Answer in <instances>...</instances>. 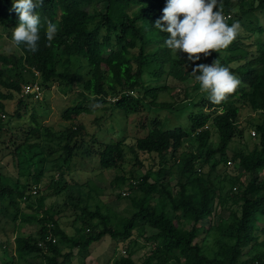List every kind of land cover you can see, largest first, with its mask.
I'll list each match as a JSON object with an SVG mask.
<instances>
[{"label":"trees","instance_id":"obj_1","mask_svg":"<svg viewBox=\"0 0 264 264\" xmlns=\"http://www.w3.org/2000/svg\"><path fill=\"white\" fill-rule=\"evenodd\" d=\"M248 2L222 0L226 21L232 19L231 24H240L249 12L264 11V0H252L253 4L246 8ZM166 3L167 0H43V5L35 10L41 19L38 51L29 52L24 45L14 51L1 48L0 44V108L5 111L2 99L18 96L16 120L22 118V107L28 109L24 87L37 81L43 90L56 83L86 100L93 96L99 103L110 102L129 114L141 112L149 104H170L158 101L167 85L150 86L144 79L145 67L150 64L158 66V80L166 73L182 80L188 77L182 69L190 62L187 54H173L165 46L169 34L154 27ZM12 4L13 0H0V38L5 34L11 39L12 30L18 26ZM48 20L59 29L50 46L45 36ZM250 35L238 34L229 46L235 51L232 58L219 57L227 66L229 62H239L235 69L231 67L241 81L237 90L218 105L203 94L202 109L188 113V128L164 127L155 118L146 135L132 140L124 136L106 143L82 124L68 125L62 133L46 128L63 151V158L54 159L61 171L68 169L76 155H97L102 169L121 167L126 158L125 145L140 164L141 153L157 154L158 171L150 169L141 177L116 175L111 181L112 188L118 189L127 184L133 190L136 184L134 195H129L133 205L129 216L105 211L101 204L92 207L80 188L77 194L73 193L64 177L63 181L54 182L56 193L66 191L60 205L46 206L43 197L39 202L33 200L39 190L33 192L31 180L39 182L49 160L44 151L34 150L28 155L22 148L26 144L30 149L41 147L42 125L36 112L35 126L27 128L14 124V119L5 126L0 115V152L8 149L2 155L13 154L19 174L25 162L28 168L43 164L40 171L35 168V172H28L24 182L0 168V216H12L16 222L12 230L15 255L7 256L9 260L1 264H15L17 258L40 260L28 264H74V258H78L80 264H85L93 243L106 236L112 238L115 246L129 244L127 253L112 258L109 264H264V47L257 52L250 49L245 41ZM211 55L210 62L219 59ZM245 58L249 59L243 62ZM75 63L78 66L73 69ZM13 70L16 75L11 73ZM243 108L261 112L262 118L251 123L256 128L252 132L256 136L253 147L234 150L231 143L245 139V128L239 123ZM93 109L90 102L83 101L66 107L63 116L75 121ZM141 125L148 123L142 121ZM17 130L25 136L19 144ZM193 136L197 147L184 149ZM55 146L50 147L52 153L58 150ZM229 161L239 171L227 172ZM6 200L15 207L14 215L2 206ZM18 200H24L32 211H25ZM64 218L71 220L73 233L66 228ZM29 224L39 226L35 235L21 231ZM210 237L212 243L208 242ZM140 239L150 245L141 263L135 259L133 249V243ZM12 242L7 238L4 246ZM5 251L8 255L9 250Z\"/></svg>","mask_w":264,"mask_h":264},{"label":"rangeland","instance_id":"obj_2","mask_svg":"<svg viewBox=\"0 0 264 264\" xmlns=\"http://www.w3.org/2000/svg\"><path fill=\"white\" fill-rule=\"evenodd\" d=\"M251 2L252 0H249L246 8H249V6L253 4ZM257 12L258 11L249 12V14L241 20V29L239 32L240 35L243 34L245 36L251 33L248 40L246 39L245 41L250 44L249 47L250 49H253L254 52H257L258 49L264 47V29L261 31L258 28L259 26L264 28V11ZM223 14L225 15L224 12ZM231 20L232 19H228L226 22L231 25ZM258 41H261L262 44L258 45ZM0 44L1 48L10 47L14 51H19L18 47L14 46L11 39L5 34L0 38ZM243 48L241 51H243ZM234 52V50H229L228 47L227 49H221L219 53L213 52V54H215L218 58H225L226 55V58L230 59L232 58L231 55H233ZM249 58H245L243 62ZM210 60L213 59L201 56V59L196 61L195 64L187 62L182 65L183 71L188 73L187 79L184 80L174 77L171 73L164 74L158 80L155 76L158 66L156 64L146 66L144 79L146 80L147 85H167L168 88L161 92L158 101L170 104H167L166 106H155L149 104L150 107L148 105V108H145V110L141 112H133L131 114L123 109L115 107L113 104H109L110 102L99 103L93 96H90V101L86 100L85 98L79 97L72 91L70 92L68 90H64L62 85L59 86L56 83L52 84L49 88L47 87L42 90L41 98H35L34 96L33 98H30L26 96L27 94L23 93L24 98L27 101L28 109L25 111L26 106H23L21 112L25 114L22 118L17 120L16 114L19 110V104L16 98H18V96L14 99H2L5 103V111L0 108V115L3 117L5 126H7L8 122L10 123L11 119H14V124L22 125L26 128L29 125L35 126L33 115L34 112H36L38 121L41 123L43 128L40 148L33 147L30 149L31 146L27 144L22 148V151H26L28 155H32L34 150L44 151L49 160L45 163V170L42 172L39 182L36 183L34 182L36 180H31L32 185L34 184L33 192L34 190H36V192L39 190L37 194L38 196H35L33 200L39 202L43 197L44 199L42 202L46 206H51L56 203L60 205L65 199L66 191L56 193L58 187L54 186V182L63 181L64 177L68 185H71L70 188H72L73 193L77 194L78 189L80 188L79 190L83 192L82 194L86 202L88 201L92 207H95L97 204H101L105 211L109 209L113 213L115 212L118 216H129L133 211L131 196L135 193L136 184L132 186L133 190H130V185L127 184L122 185L118 189L112 188L111 181L116 175H124L127 178L132 175L141 177L150 169L155 172L158 171L160 168V162L157 154H152V156H150L148 153H141L140 160L142 163L140 164L136 159L134 152L130 150L128 145H125L126 158L121 167L109 170L102 169L97 155L85 157L76 155L68 164V169H66V171H61L56 164H54V159L59 160V157L63 158V151L59 148V143L57 141H53L52 136L47 134L46 128H49L51 131L56 133H62L68 125L82 124L87 127V130L90 133H97L100 140L105 143L121 139L124 136H127L129 140H132L134 137L144 136L148 133V130L151 128V121L155 118L160 119L164 127L181 125L188 128L190 127L188 113L202 109V95L205 94L199 90V83L191 75V71L196 64H211L213 61L210 62ZM219 60L221 64L228 67L231 72V67L235 69L239 65L238 61H232L229 62V65L227 66L220 58ZM77 66L78 64L75 63L73 69H76ZM63 67V64L59 65L60 70H62ZM83 70L84 69H82V71ZM11 73L16 75V71L14 70L11 71ZM83 101L90 102L91 105H93V111L83 114L75 121L66 120L63 116L64 109L70 105L82 103ZM261 118V112H256L250 110L249 108H243L239 117V123L245 128V139L233 141L230 148L234 150H249L252 148L254 141H256V136H253L252 132L256 130V128L253 127L251 123H254V121L257 123ZM142 121L147 122L148 126L142 127ZM17 132L18 137L15 138L17 140V144H19L24 141L25 136L23 133L21 134L19 130H17ZM197 144L196 138L193 136L185 143L183 148L189 149L191 146L197 147ZM53 145H56L55 147H57L58 150L52 153L50 147ZM7 152L8 149H4L3 152H0V168L12 178L21 177V181L24 182L28 172H35V168L40 171L43 167L41 166L43 165L42 163H35L29 167L31 169L30 170L25 162L23 164L24 168L19 174L18 167H16L13 160V154H7L6 156L2 155ZM23 157V154L19 155L20 159ZM227 168V172L231 174L234 173L235 170H238V167L234 163H228ZM152 180H154V177L151 178V181ZM218 182L220 183V178ZM78 183L82 185L80 186ZM229 186V183L225 185V192L228 191ZM127 188H129V190ZM130 194L131 196H129ZM18 201H20V205L23 206L25 211H32L31 208H28L25 205L24 200ZM2 206L5 208L7 207L8 212L14 215L15 207L11 205L9 200H6ZM64 220L67 223L66 228L70 233H73L74 229L70 225L71 220H68V218H64ZM95 221H98V219ZM18 222L20 223L19 220L17 223ZM15 225L16 222H14L12 216H0V264L5 260H9L7 256L11 257L15 255V233L12 232ZM16 228L19 229L17 226ZM38 229L39 226L29 224L21 228V231L26 234L33 233L35 235ZM7 238H11L13 240L12 245H7L8 247L4 246V240ZM208 242L212 243L213 237H210ZM128 245L129 244L121 243L118 246H115V242L112 238L110 236H106L100 242L93 243L89 255L86 257L85 264H109L112 261V258L127 253L126 251L129 247ZM133 245V249L135 250L134 257L141 263L142 258L150 249V245L142 239H140L139 242L133 243ZM5 249L9 250L8 255ZM74 251L77 253V249H74ZM37 261L40 262L39 259L33 260L29 258H17L15 264H28ZM73 262L74 264H80L78 258H74Z\"/></svg>","mask_w":264,"mask_h":264},{"label":"clouds","instance_id":"obj_3","mask_svg":"<svg viewBox=\"0 0 264 264\" xmlns=\"http://www.w3.org/2000/svg\"><path fill=\"white\" fill-rule=\"evenodd\" d=\"M42 5L43 0H13L12 11L19 18L18 26L12 30L14 46L24 45L32 53L38 51L41 19L35 10ZM162 13L154 27L169 34L165 46L173 54H187V60L194 64L201 59L200 54L206 58L227 49L241 29L238 21L231 25L226 22L222 0H167ZM58 30L56 23L46 21L45 36L49 46ZM191 75L199 83V90L216 105L225 102L241 83L219 59L211 64H196Z\"/></svg>","mask_w":264,"mask_h":264},{"label":"built area","instance_id":"obj_4","mask_svg":"<svg viewBox=\"0 0 264 264\" xmlns=\"http://www.w3.org/2000/svg\"><path fill=\"white\" fill-rule=\"evenodd\" d=\"M43 89L41 88V85L39 84V82H30L27 83L24 87V94L27 95H33L35 98L39 97L41 98V91ZM255 133V132H253ZM229 163H231V161H229ZM34 193H37L36 190H34Z\"/></svg>","mask_w":264,"mask_h":264}]
</instances>
